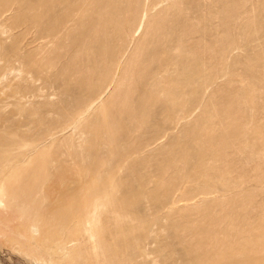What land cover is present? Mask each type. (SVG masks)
I'll use <instances>...</instances> for the list:
<instances>
[{"label": "rangeland", "instance_id": "374dc122", "mask_svg": "<svg viewBox=\"0 0 264 264\" xmlns=\"http://www.w3.org/2000/svg\"><path fill=\"white\" fill-rule=\"evenodd\" d=\"M3 188L0 264H264V0H0Z\"/></svg>", "mask_w": 264, "mask_h": 264}, {"label": "bare ground", "instance_id": "6f19581e", "mask_svg": "<svg viewBox=\"0 0 264 264\" xmlns=\"http://www.w3.org/2000/svg\"><path fill=\"white\" fill-rule=\"evenodd\" d=\"M75 16V15H74ZM142 19V18H141ZM52 27V26H51ZM51 29V28H50ZM139 29V28H138ZM137 29V30H138ZM3 33V32H2ZM33 33V32H32ZM47 39V38H46ZM44 40V39H43ZM159 75V74H158ZM37 81V80H36ZM2 187V186H1ZM41 188H43L41 186ZM44 190L40 189V193L43 192ZM2 194H4V188L0 191V205L2 204ZM88 200L84 198V207L87 208V206H89ZM83 208V207H82ZM89 208V207H88ZM80 213H76L73 217L74 218H77L78 215ZM92 221H91V218H89L88 216L86 217V221H85V230L89 233V237L91 239V241H95V234L92 230ZM45 226V223L43 222L42 219H36V218H32L29 220V222L27 223V226L26 228L24 229V233L30 237V238H33L34 236L36 235H40L43 231V227ZM55 250L56 251H61V250H64V247H62L61 245L59 246H56L55 247ZM92 256L95 258V263L96 264H100V261H99V256L101 254V251L99 249V247H92ZM68 255V254H67ZM26 256L28 257V255L26 254ZM29 258V257H28ZM31 259L30 262L32 264H40L41 262H39L38 259L34 258V257H31L29 258Z\"/></svg>", "mask_w": 264, "mask_h": 264}]
</instances>
